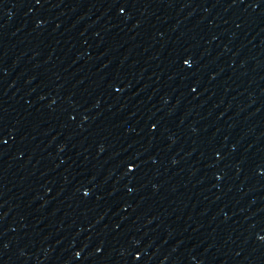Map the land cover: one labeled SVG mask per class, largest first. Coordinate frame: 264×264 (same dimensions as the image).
<instances>
[{"label":"water","instance_id":"water-1","mask_svg":"<svg viewBox=\"0 0 264 264\" xmlns=\"http://www.w3.org/2000/svg\"><path fill=\"white\" fill-rule=\"evenodd\" d=\"M0 264H264V0H0Z\"/></svg>","mask_w":264,"mask_h":264}]
</instances>
